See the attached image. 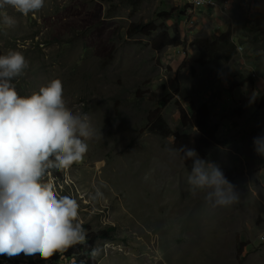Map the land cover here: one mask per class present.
Here are the masks:
<instances>
[{
  "label": "rangeland",
  "instance_id": "rangeland-1",
  "mask_svg": "<svg viewBox=\"0 0 264 264\" xmlns=\"http://www.w3.org/2000/svg\"><path fill=\"white\" fill-rule=\"evenodd\" d=\"M213 1L45 0L27 16L5 9L16 23L0 24V55L17 50L28 62L12 81L18 95L58 78L66 106L94 130L83 160L49 169L42 182L77 201L85 233L115 227L113 239L96 243L97 264H264V156L253 144L264 135V0ZM140 26L147 32H135ZM197 39L219 43L205 57ZM202 104L219 125L205 160L238 195L227 208L189 191L192 163L174 151L184 148L175 134L196 137L182 110ZM158 111L168 137L151 130ZM101 182L104 196L94 199ZM6 259L77 264L23 253L0 255V264Z\"/></svg>",
  "mask_w": 264,
  "mask_h": 264
},
{
  "label": "clouds",
  "instance_id": "clouds-1",
  "mask_svg": "<svg viewBox=\"0 0 264 264\" xmlns=\"http://www.w3.org/2000/svg\"><path fill=\"white\" fill-rule=\"evenodd\" d=\"M197 3L202 0H196ZM45 0H0V24L12 27L11 7L27 16L39 12ZM28 67L24 54L9 50L0 55V255H36L50 258L85 241L78 222L79 205L68 196L57 197L42 178L49 169H68L83 160L85 142L94 135L86 114H74L65 104L60 79L51 80L30 96H19L12 81ZM264 156V135L253 140ZM191 160L186 178L192 194L230 207L238 195L223 171L195 149H174ZM104 182L95 187L94 199L103 198ZM96 253H93L95 256Z\"/></svg>",
  "mask_w": 264,
  "mask_h": 264
},
{
  "label": "trees",
  "instance_id": "trees-1",
  "mask_svg": "<svg viewBox=\"0 0 264 264\" xmlns=\"http://www.w3.org/2000/svg\"><path fill=\"white\" fill-rule=\"evenodd\" d=\"M134 26L135 25H132V28H134ZM136 31L147 32V26L136 27L135 32ZM152 31L153 30L149 31L148 34H150V32ZM218 43V41L209 42L208 40L204 39H197L194 41V44L200 50L201 55H204L205 57L208 53V49L214 48V46ZM182 115L189 116L187 123L196 128V137L190 139V136H178L177 134H175L176 142L182 143L181 141L183 140V147H186L188 149H195L199 157L205 159L206 153L204 148L210 146L213 143H219V139L217 138L219 125L211 119L209 109L205 104H202L198 107L192 105L190 106L189 113L182 110ZM155 127L161 128V130L163 131L154 129ZM151 130H154L153 132L155 133L163 132L162 135L164 137L172 135L170 127L159 111L152 121ZM184 162L188 165L192 163L191 160H184ZM82 227L83 229L87 228L86 225H82ZM115 230L116 229L113 226L96 231L90 230L89 232L85 233L86 236L84 242L73 245L71 248L63 251L62 253H55L50 258L44 260L54 261L63 256L67 257L68 259H74L77 264H97V260L95 259V256H93V253L96 252L97 241L99 239H113Z\"/></svg>",
  "mask_w": 264,
  "mask_h": 264
},
{
  "label": "built area",
  "instance_id": "built-area-1",
  "mask_svg": "<svg viewBox=\"0 0 264 264\" xmlns=\"http://www.w3.org/2000/svg\"><path fill=\"white\" fill-rule=\"evenodd\" d=\"M195 4H196V0H195ZM214 1L213 0H203V5H214ZM191 13V11H189ZM2 264H11L8 259L3 262Z\"/></svg>",
  "mask_w": 264,
  "mask_h": 264
},
{
  "label": "bare ground",
  "instance_id": "bare-ground-1",
  "mask_svg": "<svg viewBox=\"0 0 264 264\" xmlns=\"http://www.w3.org/2000/svg\"><path fill=\"white\" fill-rule=\"evenodd\" d=\"M194 2H195V0H194ZM196 3H197V2H196ZM200 3L203 4V0H202V2H200ZM190 10H191V9H190ZM41 259H42V258H41ZM6 260H7V259H6ZM6 260H5V261H6ZM5 261H4V262H5ZM8 261H9L11 264H13L12 261H11L10 259H8Z\"/></svg>",
  "mask_w": 264,
  "mask_h": 264
}]
</instances>
